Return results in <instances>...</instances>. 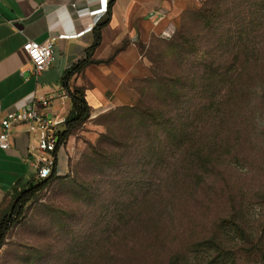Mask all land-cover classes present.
Instances as JSON below:
<instances>
[{
	"label": "trees",
	"instance_id": "16d2710c",
	"mask_svg": "<svg viewBox=\"0 0 264 264\" xmlns=\"http://www.w3.org/2000/svg\"><path fill=\"white\" fill-rule=\"evenodd\" d=\"M114 1H108L105 19L94 26L95 38L85 56L63 77L71 109L62 128L55 129L52 173L44 178L34 174L14 187L0 216V248L25 207L61 178L58 153L92 115L85 89L69 81L89 63L100 62L91 56L102 41L100 27L110 20ZM192 15L190 23L177 26L166 41L176 67L155 75L158 102L146 105L140 100L101 113L98 118H105L101 122L105 129L90 145L86 163L90 175L78 182L80 204L94 200L91 188L96 178L97 184L119 180L126 186L127 196L125 191L110 192L93 204L92 220H107L118 232L125 227L130 252L108 257L105 240H98L92 256L85 241L81 261L69 264H199L201 256H182L180 249L167 261L159 257L168 237L184 220L188 223L189 208L206 205L216 193V185L209 181L212 176L238 171L255 176L262 170L257 178L264 180V0H205ZM149 61L154 67L156 61ZM130 186L137 188L132 192ZM217 188L227 191L230 214L212 224L210 237L195 239L185 249L211 250L210 264H236V250L220 245L217 238L236 241V236L249 235L244 219L250 204L240 186L235 189L224 182ZM251 196L264 209V189ZM104 203L122 213L106 219ZM122 215L124 223L119 224ZM253 252L246 251L252 257Z\"/></svg>",
	"mask_w": 264,
	"mask_h": 264
},
{
	"label": "crops",
	"instance_id": "0c3cea01",
	"mask_svg": "<svg viewBox=\"0 0 264 264\" xmlns=\"http://www.w3.org/2000/svg\"><path fill=\"white\" fill-rule=\"evenodd\" d=\"M193 1H114L110 20L100 27L102 41L91 56L100 62L89 63L69 81L71 86L85 89L91 117L125 104L118 94L128 93L122 86L130 81L132 72L137 73L133 70L139 64L144 65L138 57V43H146L153 34L165 30L167 26L163 24L170 25L174 13ZM97 6V0H0V130L5 113L25 108L32 102L38 105L41 97L50 99L44 116L62 119L54 130L62 128L71 109L63 77L85 56L95 38L94 26L105 19L102 16L93 28L84 30L93 24L94 18L88 13ZM62 33L70 35L56 40L52 62L35 72L23 48L24 42L27 39L40 42L50 34ZM34 144L35 134L29 130V123L15 122L10 129L9 147L0 148V216L10 202L14 187L23 185L35 174L38 151L31 148ZM66 167V157L59 151L58 170L62 172Z\"/></svg>",
	"mask_w": 264,
	"mask_h": 264
},
{
	"label": "rangeland",
	"instance_id": "374dc122",
	"mask_svg": "<svg viewBox=\"0 0 264 264\" xmlns=\"http://www.w3.org/2000/svg\"><path fill=\"white\" fill-rule=\"evenodd\" d=\"M204 1L194 0L186 3L174 13L172 24L169 22L174 30L171 35H165L163 30L159 34H153L146 43H138V57L142 58L144 65L139 64L136 70L132 69L139 75L131 73L130 81L122 86L128 93L118 94V97H121L120 100H123L125 104H134L140 100H143L146 105L158 102L156 83L152 82L156 80L155 75L162 71H171L176 67L172 57L168 55L170 47L167 46L166 41L172 38L177 26L190 23L195 9ZM170 25H167V22L163 24L164 27L167 26L166 30ZM150 59L156 61L154 67ZM99 115L90 117L69 137L65 148L61 150L63 156L66 157L67 167L62 168L61 178L43 189L37 198L25 207L23 216L8 231L4 244L0 248V264H69L73 259L81 261V256L86 252L84 251L85 241L89 242L87 249H89V255L92 256L96 254L94 242L97 243L98 240H105L107 245L105 252L108 257L128 250L130 252L129 235L125 227H121L118 232L107 220L100 223L92 220L94 214L92 205L97 204V201L106 197L108 193L111 192V195L112 192L125 191V196H127V188L125 185H120L121 181H113L108 185L103 182L97 184L99 179L96 178L91 188V192L95 193L94 200L88 201L90 205L79 203V192L82 190L78 182L81 181L80 178L90 175L86 165L87 155L91 150L90 145L97 143L100 133L105 129L101 123L105 121V118H98ZM257 164L261 165L262 162H257L255 165ZM259 173L253 176L246 174L245 171H238L229 176L220 174L212 176L209 181L216 185V193L210 195V200L206 205L195 206L196 209L193 210L189 208L188 223L184 220L182 225H179L180 230L168 237L166 249L161 251L159 259L167 261L171 252L180 249L182 256L194 257L197 254L201 256V259H198L199 264H210L208 258L211 250L207 252L208 249L207 251L194 249L191 252L185 248L195 239L210 237L212 224L217 222L221 216L230 214L231 208L227 203L228 193L217 188V184L223 186L225 182L235 189L240 186L246 190L245 195H247L246 199L250 206L245 212L244 220L247 224L244 226L249 235L241 238L236 236V241L225 237L217 238V240L221 242L220 245L236 250L239 258L236 264H264V209L251 196L264 189V180L257 178L263 171L260 170ZM74 178L75 181H72ZM132 187L130 186L128 190L133 192L137 187L131 190ZM235 189L234 191L237 192ZM104 204L102 208L104 209L103 215L107 214L106 219L111 218L114 213L117 217L118 212L122 213L117 207H108L107 203ZM122 217L123 215L119 219V224L124 223ZM119 224L117 225L120 226ZM122 225L125 226V224ZM250 250L254 251L253 257L250 253H246Z\"/></svg>",
	"mask_w": 264,
	"mask_h": 264
},
{
	"label": "built area",
	"instance_id": "2783aa9c",
	"mask_svg": "<svg viewBox=\"0 0 264 264\" xmlns=\"http://www.w3.org/2000/svg\"><path fill=\"white\" fill-rule=\"evenodd\" d=\"M98 6L91 9L88 13L89 17H93V24L85 28L89 30L93 28L94 24L106 14L108 9V0H97ZM83 30V31H84ZM79 32L78 34L82 33ZM171 25L163 31L165 35H171L173 32ZM70 34H50L48 38L43 41H36L27 39L23 48L26 50L31 58L34 66V71L39 72L46 68L53 60V51L55 42L58 38L67 37ZM49 98H39V103L32 102L25 108L13 110L5 113L1 117V130H0V148H7L10 145V129L15 122H28L29 130L35 134L36 144L31 148L38 151L36 160L34 162L35 174L39 178H44L52 173L55 156L53 151L56 148L57 136L55 134V125L61 120H53L46 118L44 115V108L49 105Z\"/></svg>",
	"mask_w": 264,
	"mask_h": 264
}]
</instances>
